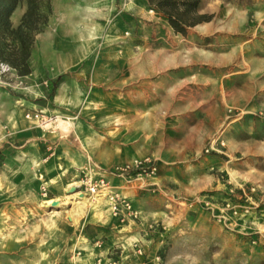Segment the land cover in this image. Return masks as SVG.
<instances>
[{"label":"rangeland","instance_id":"obj_1","mask_svg":"<svg viewBox=\"0 0 264 264\" xmlns=\"http://www.w3.org/2000/svg\"><path fill=\"white\" fill-rule=\"evenodd\" d=\"M147 2L60 70L0 72V264H264V0H201L186 36ZM147 157L159 190L114 180L139 220L76 211L88 168Z\"/></svg>","mask_w":264,"mask_h":264},{"label":"crops","instance_id":"obj_2","mask_svg":"<svg viewBox=\"0 0 264 264\" xmlns=\"http://www.w3.org/2000/svg\"><path fill=\"white\" fill-rule=\"evenodd\" d=\"M137 2L135 0L125 10L137 9ZM51 4L53 13L49 24L36 36L31 57L32 75H41L49 66L60 70L67 65L70 57L76 58L77 52L72 50L71 54L69 48L75 46L80 38L95 40L117 37L115 13L122 8L121 0L110 4L105 0H51ZM26 10L27 3L24 2L12 13L11 22L14 27L21 24ZM204 24L198 26L203 27L205 32L211 30L209 23Z\"/></svg>","mask_w":264,"mask_h":264},{"label":"trees","instance_id":"obj_3","mask_svg":"<svg viewBox=\"0 0 264 264\" xmlns=\"http://www.w3.org/2000/svg\"><path fill=\"white\" fill-rule=\"evenodd\" d=\"M23 2H27V10L21 24L14 27L11 15ZM148 3L184 36L190 28L212 18L200 12L201 0H148ZM52 13L51 0H0V65L8 64L20 76L31 74L29 60L36 36L46 29Z\"/></svg>","mask_w":264,"mask_h":264},{"label":"built area","instance_id":"obj_4","mask_svg":"<svg viewBox=\"0 0 264 264\" xmlns=\"http://www.w3.org/2000/svg\"><path fill=\"white\" fill-rule=\"evenodd\" d=\"M108 4L116 3L118 0H105ZM135 0H121L122 9H126ZM160 19L162 15L155 10L151 11ZM11 70L8 64L0 65V72L4 73ZM221 143V145H220ZM225 143L219 139H214L211 148L207 149L210 153L212 150H217V147H224ZM159 164L150 157L137 159L132 163L115 166L109 170H98L97 168H88L85 177V186L88 193L92 197L103 199L110 211L113 219L124 222H133L141 218V212L134 198L122 191L123 186L137 187L138 189L156 192L159 190ZM114 180H121L123 186L115 184ZM186 205L193 207L196 203L192 201L183 202ZM204 207L213 208V204L208 200H201ZM223 205V204H221ZM220 204L216 205L215 209H219L221 213L225 212L226 208ZM236 213V212H235ZM224 217V216H221Z\"/></svg>","mask_w":264,"mask_h":264},{"label":"bare ground","instance_id":"obj_5","mask_svg":"<svg viewBox=\"0 0 264 264\" xmlns=\"http://www.w3.org/2000/svg\"><path fill=\"white\" fill-rule=\"evenodd\" d=\"M157 61H161V59L157 58ZM231 175H232V179L234 181H237V176H236V173L235 172H231ZM72 185H76V186H79V183L78 182H75L74 184ZM92 198H85V197H82V199L76 203V211L80 214V215H84L85 212H86V208L88 207V205L90 204L92 206V209H94L96 211V216L100 219H103V220H106L107 217H108V210H104L102 208V202L104 201L103 199L101 198H96V197H93V201H91ZM47 203H49V206H48V210H50V214H57L59 211V209L62 207V204H58V205H55V203L57 201L53 200V199H49L48 201H46ZM77 213V214H78ZM262 227L264 228V225H262ZM86 246V245H85Z\"/></svg>","mask_w":264,"mask_h":264}]
</instances>
